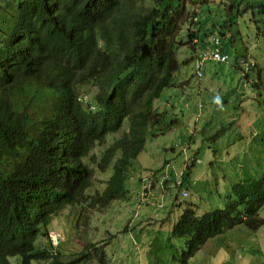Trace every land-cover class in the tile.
I'll return each mask as SVG.
<instances>
[{
	"label": "trees",
	"instance_id": "1",
	"mask_svg": "<svg viewBox=\"0 0 264 264\" xmlns=\"http://www.w3.org/2000/svg\"><path fill=\"white\" fill-rule=\"evenodd\" d=\"M72 1L19 0V15H9L11 33L0 46V264H13V257L22 264H73L49 239L54 218L68 208H81L83 216L128 198L127 182L148 138L176 125L155 101L175 85L184 33L188 45L198 40L206 47L209 39L206 50L213 51L211 37L228 36L207 34L214 15H224L230 31L234 20L258 9L262 18L254 20L264 34V0H155L138 15L132 14L137 0H112L113 13L89 25L71 12L49 14L51 4L68 11ZM189 5L202 14L193 15ZM113 16L118 22L108 27ZM221 52L229 59L222 45ZM89 92L92 101L84 103ZM195 165L190 155L186 170ZM247 168L223 208L190 203L179 216L171 238L182 241L185 264L227 230L263 225L264 158L253 172ZM184 179L183 171L177 187Z\"/></svg>",
	"mask_w": 264,
	"mask_h": 264
},
{
	"label": "rangeland",
	"instance_id": "2",
	"mask_svg": "<svg viewBox=\"0 0 264 264\" xmlns=\"http://www.w3.org/2000/svg\"><path fill=\"white\" fill-rule=\"evenodd\" d=\"M154 1H137L133 11L147 13L154 6ZM238 1L240 2L236 0ZM18 3L19 0H0V41L11 33L10 25L14 21L9 15L13 12L19 15ZM188 9L193 15L202 14L197 13L196 5H189ZM214 11L220 12L216 5ZM249 12L234 20L230 31L226 26L223 27L222 14L214 15V19L208 22L207 34L215 32L220 36L223 33L228 35L220 38L222 47L229 55V61H208L202 70V78L197 76L194 61L196 52L193 48L203 49V43L194 41L188 45L186 33L183 34V46L177 49L181 69L174 76L175 85L165 89L161 98L155 101L157 110H161V113L167 111L169 123L176 120V125L166 129L161 135L148 138L145 150L135 162L132 178L127 182L131 190L128 200L113 202L103 214L83 210L86 211L85 214L78 217L75 224L74 217L81 208H69L55 220V224L66 228L64 244L68 248L65 255L75 253L72 255L75 259L84 252L83 250L80 253V250L89 239L96 240L97 244L98 239L105 240L117 231H124L131 222L132 243H135L134 238L138 242H144L145 238H148L154 243L153 249L148 251L147 255L138 246L130 258H123L121 241L113 237L107 246L111 264H133L135 261H139V264H182V243L180 240H171L170 234L184 208L190 203L207 207L208 204L218 205L217 202H221L220 208L223 207L225 202H230L229 196L235 183L249 175L248 168L242 165L253 161L254 165L258 166L262 162L264 34H258L254 20L259 21L262 18L258 9L255 10V15L252 10ZM259 26L264 30L262 22ZM242 59L253 61L255 66H241L239 61ZM232 117L237 120L236 127H231L228 123ZM242 118L252 123L249 127L252 132H244L245 125L239 123ZM242 130L245 138H241L238 133ZM98 152L99 147L96 146L91 153L95 155ZM188 155L197 156L201 160L190 170L185 168ZM164 161L168 162L170 168H166ZM183 171V185L177 187L175 181ZM166 176L173 177L167 187L160 183ZM217 179H220L219 182ZM153 183L155 187L151 189L149 204L145 201L147 198L143 197L144 188ZM182 189L189 191L187 198H182ZM218 207L214 206L212 209ZM200 208L206 209L202 206ZM261 215L264 219V207L261 209ZM150 218H153L151 222L148 221ZM68 221H72L74 225L71 230ZM57 234L50 233L53 242L57 240ZM97 245L99 249L104 248V245ZM128 245L133 247L130 242ZM95 258L97 257L93 255L90 260H82L77 264L98 263ZM67 259L73 258L68 256ZM10 261L13 264H22L21 257H13ZM32 264L42 262L34 260ZM188 264H264V225L256 233L244 226L227 230L209 240Z\"/></svg>",
	"mask_w": 264,
	"mask_h": 264
},
{
	"label": "clouds",
	"instance_id": "3",
	"mask_svg": "<svg viewBox=\"0 0 264 264\" xmlns=\"http://www.w3.org/2000/svg\"><path fill=\"white\" fill-rule=\"evenodd\" d=\"M111 1L112 0H73L72 1V3H71V6L69 7V10L67 11L66 9H62V8H60V6H58V7H55V6H53L52 4L49 6V14L51 15V16H53V17H55V16H59V15H62L61 13H65V14H67V15H69V12H71V14H72V16L74 17V18H78L79 20H81L83 23H85V24H87V25H89L90 23H95L96 21H99V20H101V19H104V18H106V17H108L111 13H113L112 11L114 10V8H113V5H112V3H111ZM120 1H123V0H120ZM137 1H139L140 2V0H137ZM136 5V4H135ZM135 5L133 6V9H134V7H135ZM10 5H8V7H9ZM154 7V6H153ZM13 9H15V7H14V5H13ZM133 9H132V14H134V15H138V14H140V13H135L134 11H133ZM141 14H144V13H141ZM16 16H18V15H16ZM14 18V17H13ZM114 22L116 23V22H118V19L115 21V17L113 16L111 19H110V21L107 23V26L108 27H112L113 25H114ZM108 27H105V28H103V30H111L112 31V28H108ZM213 38H215V37H211V40H212V42H213ZM217 38H219L220 39V37H217ZM1 40H5V39H1ZM3 41H0V46H1V43L3 42ZM194 41H197L198 42V40H194ZM193 41V42H194ZM192 42V43H193ZM194 50H195V52H196V50L197 49H195V48H193ZM203 49L204 50H206L207 49V46L206 47H203ZM220 50H221V39H220ZM202 56L203 55H198L197 53H196V55H195V59H194V61H195V67H196V72H197V76L199 77V78H202L203 77V73H202V70H203V68H204V65L206 64V62L205 61H201V58H202ZM229 60V59H228ZM179 61V60H178ZM211 61H214V60H211ZM214 62H218V61H214ZM228 62V61H227ZM227 62H224V63H227ZM218 63H223V62H218ZM239 64L241 65V66H243V65H246L247 67L249 66V65H251L252 67H254L255 66V64H253V61H249V60H243V61H241V62H239ZM185 87V86H184ZM83 96V102L84 103H89L90 101H92V93L91 92H89L88 94H86L85 95V100H84V95H82ZM88 100H89V102H88ZM169 106H171V105H169ZM202 106V105H201ZM156 108V107H155ZM157 109V108H156ZM161 111V110H160ZM243 119V118H242ZM241 119V121L239 122V123H241V124H244L245 125V128H249V127H247L246 125H251L252 123H250V122H246V120H242ZM230 122H233V125H232V127H236V125L238 124L237 123V120L236 119H234V117H232V119L228 122V123H230ZM249 130H250V132H252L253 130L251 129V128H249ZM238 133L240 134V136H241V133L238 131ZM243 138V137H242ZM188 148L190 147V145H188L187 146ZM248 150H246V152H247ZM189 156L190 155H188V156H186V162L188 161V158H189ZM247 158V157H246ZM193 159H194V162H195V164H197V163H200L201 162V160L197 157V156H193ZM214 163V162H213ZM244 166H246V167H249V170H251L252 172L254 171V163H252V161H249L248 163H245L244 165H242V167H244ZM209 171V170H208ZM168 174H169V172H168ZM165 175V174H164ZM131 178H132V176H131ZM130 178V179H131ZM170 177L168 178L167 176L166 177H164L163 178V180H161L160 181V183H162L163 185H165V187H167L168 185H169V181H170ZM166 180V181H165ZM219 180L220 179H217V182H219ZM244 179H240V181H243ZM239 181V182H240ZM129 182V181H128ZM145 182V181H144ZM238 183V182H237ZM155 186H154V183L150 186V187H148V186H146L145 188H144V195H143V197L144 198H147V200L145 199V201H148L149 202V204H150V201H151V197L152 196H150V192H151V189L152 188H154ZM127 188H128V190H129V196H130V193H131V190H130V188H129V186H128V184H127ZM188 194H189V191H187V190H183L182 189V191H181V196H182V198H187L188 197ZM129 196H128V198L127 199H125V200H128L129 199ZM116 201V200H115ZM114 201V202H115ZM118 201H124V200H118ZM179 203H181V202H179ZM217 204L218 205H216V204H208V206L207 207H205L206 205H201V204H199V206H202V207H204V208H206L207 210H214V209H212L214 206H219L217 209H219L220 208V205H222L221 204V202H217ZM112 205V204H111ZM110 205V206H111ZM158 205H161V204H158ZM181 205V204H180ZM109 206V207H110ZM224 206H225V203H224ZM223 206V207H224ZM109 207L108 208H106L107 210L106 211H104V210H102V211H104V212H100V211H96V210H94V211H91V213H93V214H103V213H106L108 210H109ZM223 207H221V208H223ZM264 207V206H263ZM262 207V208H263ZM261 208V209H262ZM69 209V208H68ZM70 209H72V208H70ZM185 209V208H184ZM67 210V209H66ZM65 210V211H66ZM65 211H64V213H65ZM64 213L63 214H61V215H59L58 217H56V218H54V220H53V222H52V226H51V228H49V239H51V237H50V233H54V234H57V240L55 241V242H53V240L51 239V241H52V243H53V245L54 246H59V247H61V250H63L64 252H65V250L68 248L67 247V245H64V246H62V244H61V241H63V239H62V235H64V234H62V232L59 230L60 228H61V226L62 225H60V224H55V220L56 219H58L59 217H61L62 215H64ZM261 218L263 217L262 215H261V210H260V215H259ZM78 217H81V216H79V211L77 212V214H76V216L74 217V221H76L77 219H78ZM163 219H165V217L163 218ZM162 219V220H163ZM263 219V218H262ZM153 220V218H150L148 221L149 222H151ZM264 220V219H263ZM63 222H64V220H63ZM72 221H68V223L70 224ZM90 222H91V227H92V225H93V220H92V217L90 218ZM263 225H264V223H263ZM262 225V226H263ZM74 226V225H73ZM81 226V224H79V227ZM241 226H244V227H246L249 231H251V232H253V233H256V232H258L261 228H262V226L258 229V230H256V231H252L251 229H249L247 226H245V225H239V226H237V227H235V228H233V229H231V230H234V229H236V228H238V227H241ZM65 228V227H64ZM83 228V227H82ZM82 228L80 229V230H78L79 232H81V230H82ZM66 229V228H65ZM78 229V228H77ZM99 228L97 227V229L96 230H98ZM131 229H132V225H131V222H130V225H128L127 226V228L124 230V231H117V233L115 234V235H112L111 237H109V238H111V239H105V240H100V239H98L97 241H98V243L97 244H100V245H104V248L103 249H99V245H97L96 244V240H93V239H89L86 243H85V246H83V248H82V250H80V253L84 250V252H82L81 253V255L80 256H78L77 258H75L74 259V256H72V255H74L75 253H71L70 255H66L67 256V258H68V256H70V257H72L73 259L71 260V262H73V264H77L78 262H80V261H82V260H90L89 258H90V256H95V257H97V258H95V261H97L98 260V263L96 262V263H94V264H111L112 263V259L110 258V256H109V254L107 253V251H108V249H109V247H107L110 243H111V240H112V238L113 237H116L117 239H119L120 241H121V254H122V256H123V258H130L131 257V255H133L135 252H136V250H137V248H138V246H139V248L143 251V252H145L147 255L149 254L148 253V251L149 252H151L152 251V249H153V246H154V243H153V241H151V239H148V238H145V240L146 241H144V242H138L135 238H134V240H135V243H132V240H131V238H133V235H132V233H131ZM69 230H71V228L69 227ZM143 230H144V228H143ZM57 232V233H56ZM121 232H125V233H121ZM172 232V231H171ZM170 239L171 240H178V239H172L171 238V234H170ZM181 241V240H180ZM129 242H130V244L131 245H133V247H130L128 244H129ZM78 243H80V242H78ZM181 243H182V241H181ZM95 244H96V246H95ZM207 244V243H206ZM206 244H204L201 248H200V250L206 245ZM58 249H60V248H58ZM99 249V250H98ZM199 250V251H200ZM198 251V252H199ZM182 252H183V250H182ZM197 252V253H198ZM197 253H196V255H197ZM65 254V253H64ZM196 255L194 256V257H192L189 261H192L195 257H196ZM189 263V262H188ZM133 264H139V261H135ZM182 264H185L184 262H183V257H182Z\"/></svg>",
	"mask_w": 264,
	"mask_h": 264
},
{
	"label": "built area",
	"instance_id": "4",
	"mask_svg": "<svg viewBox=\"0 0 264 264\" xmlns=\"http://www.w3.org/2000/svg\"><path fill=\"white\" fill-rule=\"evenodd\" d=\"M213 44L214 46H217V49H214L213 51H208L206 50L205 53L203 54L201 61L205 60H214L218 62H227L228 61V56L222 54L220 50V39L215 37L213 38Z\"/></svg>",
	"mask_w": 264,
	"mask_h": 264
},
{
	"label": "crops",
	"instance_id": "5",
	"mask_svg": "<svg viewBox=\"0 0 264 264\" xmlns=\"http://www.w3.org/2000/svg\"><path fill=\"white\" fill-rule=\"evenodd\" d=\"M247 127H250V125H246ZM241 137H243V138H245V135H244V132H243V130L241 131ZM166 181V180H165ZM163 218H164V216H163Z\"/></svg>",
	"mask_w": 264,
	"mask_h": 264
}]
</instances>
